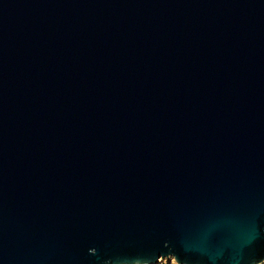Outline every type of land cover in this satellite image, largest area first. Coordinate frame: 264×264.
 Segmentation results:
<instances>
[{"label": "water", "instance_id": "95a60500", "mask_svg": "<svg viewBox=\"0 0 264 264\" xmlns=\"http://www.w3.org/2000/svg\"><path fill=\"white\" fill-rule=\"evenodd\" d=\"M264 262V0H0V264Z\"/></svg>", "mask_w": 264, "mask_h": 264}, {"label": "rangeland", "instance_id": "374dc122", "mask_svg": "<svg viewBox=\"0 0 264 264\" xmlns=\"http://www.w3.org/2000/svg\"><path fill=\"white\" fill-rule=\"evenodd\" d=\"M159 264H175V262L173 260H163V261H160ZM264 264V262L262 263Z\"/></svg>", "mask_w": 264, "mask_h": 264}]
</instances>
